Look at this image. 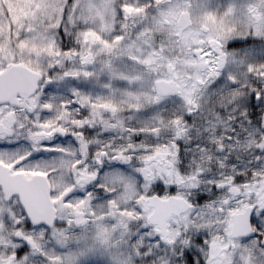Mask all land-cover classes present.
<instances>
[{"label":"snow or ice","instance_id":"6c2138e0","mask_svg":"<svg viewBox=\"0 0 264 264\" xmlns=\"http://www.w3.org/2000/svg\"><path fill=\"white\" fill-rule=\"evenodd\" d=\"M0 264H264V0H0Z\"/></svg>","mask_w":264,"mask_h":264}]
</instances>
